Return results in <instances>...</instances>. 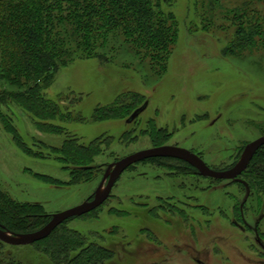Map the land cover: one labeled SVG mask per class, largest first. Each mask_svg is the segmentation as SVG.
I'll list each match as a JSON object with an SVG mask.
<instances>
[{"label":"rangeland","instance_id":"374dc122","mask_svg":"<svg viewBox=\"0 0 264 264\" xmlns=\"http://www.w3.org/2000/svg\"><path fill=\"white\" fill-rule=\"evenodd\" d=\"M169 1L180 31L169 70L157 76L107 35L101 49L105 61L77 58L45 90L62 119L36 118L15 99L19 88L9 87L0 71V93L14 94L0 108L7 120L0 119L2 192L42 205L47 216H54L94 199L116 162L154 148L153 130L168 132L165 146L186 148L215 170L237 166L248 143L264 136V50L225 54L234 36L226 13L242 6V0H223L210 19L204 17L203 3L196 6L200 0ZM147 102L146 111L127 124L129 110ZM108 111L113 112L105 120ZM41 122L60 131L46 132ZM9 129L29 147L42 143L45 153L61 149L67 140L85 145L99 140L104 156L96 161L97 179L72 186V171L60 156L27 155ZM184 177L138 165L124 172L93 217L73 218L70 226L84 234L110 235L117 253L108 264H264V198L251 199L237 212L236 205L241 202L242 208L245 202L242 186L223 181L202 192L210 181L192 189V177ZM32 255L31 250L21 253L40 264Z\"/></svg>","mask_w":264,"mask_h":264},{"label":"trees","instance_id":"16d2710c","mask_svg":"<svg viewBox=\"0 0 264 264\" xmlns=\"http://www.w3.org/2000/svg\"><path fill=\"white\" fill-rule=\"evenodd\" d=\"M222 1L200 0L196 6L202 8L203 3L204 17L208 19L223 8ZM241 3L242 6L226 13L234 26V36L225 51L231 57H241L246 51L264 50V0H242ZM168 4L169 0H0L1 77L9 87L19 88L20 95L15 99L24 101L26 109L31 110L36 118L53 122L64 115L61 116L56 104L47 100L45 90L53 85L57 74L77 58L105 61L101 49L107 35L116 37L129 54H134L157 76H162L169 70L180 35L175 15L169 12ZM207 27V22H204L205 30ZM5 95L0 93V108L6 106L5 100L9 98L10 101L14 94H8V98ZM133 107L127 116H132L139 109ZM112 112L108 111L104 119H110ZM4 117L0 113V119L7 123ZM39 126L46 132L60 131L55 125L43 122ZM8 133L29 156L40 159L50 158L54 153L60 156L72 171V186L97 179L99 167H96V161L104 156L99 140L89 145L67 140L61 149L45 153L42 143L35 142L29 147L15 129H9ZM151 133L154 135V147L167 145L170 139L167 131L153 130ZM138 165H153L169 173L184 174L186 179L192 177V189L198 188L199 182L210 181V185L199 190L202 192L210 191L214 184L223 182L202 177L194 167L177 159H150L129 169ZM43 178L51 179L48 176ZM227 182L242 186L246 192H243L245 202L242 208L241 202L235 207L237 212L243 211L251 199L264 198V146L238 180ZM194 197L192 194L190 199ZM203 209L208 213V208ZM96 211L80 218L93 217ZM51 217L46 215L42 205L18 202L0 190V226L6 232L15 235L37 232L50 222ZM73 220L58 227L50 238L30 246H11L0 241V264H34L21 257L22 251L29 250L33 251V259L41 260L40 264H108V260L117 253V249L109 244L111 236L74 230L70 226Z\"/></svg>","mask_w":264,"mask_h":264},{"label":"water","instance_id":"95a60500","mask_svg":"<svg viewBox=\"0 0 264 264\" xmlns=\"http://www.w3.org/2000/svg\"><path fill=\"white\" fill-rule=\"evenodd\" d=\"M148 105L149 104L147 102L141 108L136 110L127 120V124L134 123V121H136L139 116L146 111ZM263 146L264 136L250 144L248 143L237 166L226 171H216L210 168L200 156L196 155L192 151L186 150V148L183 149L175 146H161L154 147L150 150L147 149L146 151L131 155L112 165L104 176L101 185V187H104L105 185V188L103 190H99L94 196V199L87 201L81 206L52 216L50 222L44 228L34 233L15 235L6 232L4 228L0 226V241L11 246H30L50 238L53 232L68 220L83 217L102 207L110 199L111 193L115 187L114 185H116L124 172H126L130 167L143 161L156 158L177 159L194 167L202 177L219 181H236L248 170L256 153Z\"/></svg>","mask_w":264,"mask_h":264}]
</instances>
